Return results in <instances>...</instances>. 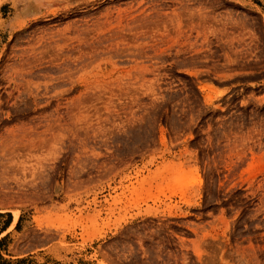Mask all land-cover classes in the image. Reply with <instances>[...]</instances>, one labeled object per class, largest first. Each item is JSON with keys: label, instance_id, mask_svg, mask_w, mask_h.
<instances>
[{"label": "rangeland", "instance_id": "obj_1", "mask_svg": "<svg viewBox=\"0 0 264 264\" xmlns=\"http://www.w3.org/2000/svg\"><path fill=\"white\" fill-rule=\"evenodd\" d=\"M0 262L264 264V0H0Z\"/></svg>", "mask_w": 264, "mask_h": 264}, {"label": "bare ground", "instance_id": "obj_2", "mask_svg": "<svg viewBox=\"0 0 264 264\" xmlns=\"http://www.w3.org/2000/svg\"><path fill=\"white\" fill-rule=\"evenodd\" d=\"M14 213H15L14 214V219H13V222L11 223V225H10V228L14 227V225L16 224L17 219H18V214L16 212H14Z\"/></svg>", "mask_w": 264, "mask_h": 264}, {"label": "trees", "instance_id": "obj_3", "mask_svg": "<svg viewBox=\"0 0 264 264\" xmlns=\"http://www.w3.org/2000/svg\"><path fill=\"white\" fill-rule=\"evenodd\" d=\"M22 261H23V260H20V261H18V262H22ZM0 264H6V263H4V262L1 263V262H0Z\"/></svg>", "mask_w": 264, "mask_h": 264}, {"label": "crops", "instance_id": "obj_4", "mask_svg": "<svg viewBox=\"0 0 264 264\" xmlns=\"http://www.w3.org/2000/svg\"><path fill=\"white\" fill-rule=\"evenodd\" d=\"M68 1L73 2L74 0H68ZM79 1H84V0H79Z\"/></svg>", "mask_w": 264, "mask_h": 264}]
</instances>
